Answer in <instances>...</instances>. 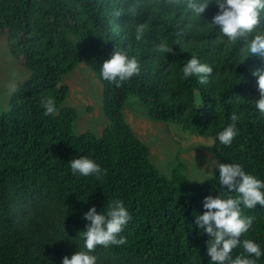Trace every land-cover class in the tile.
<instances>
[{
  "label": "trees",
  "instance_id": "obj_1",
  "mask_svg": "<svg viewBox=\"0 0 264 264\" xmlns=\"http://www.w3.org/2000/svg\"><path fill=\"white\" fill-rule=\"evenodd\" d=\"M218 10L213 0L197 19L184 0H0V34L31 72L0 113V264H62L82 244L78 232L89 222L83 212L93 204L100 211L117 197L132 213L126 243L98 245L97 264H210L208 235L192 221L205 210L206 195L235 193H225L218 167L194 183L184 163L170 175L162 172L125 109L135 96L151 120L212 137L218 162L241 163L264 178V117L252 100L260 97L254 71L264 68V58L250 54L241 61L243 39L228 41L209 26ZM139 25L144 35L137 40ZM165 44L171 51L162 50ZM115 45L141 63V72L121 85L99 71ZM192 54L213 65L207 84L181 79ZM83 61L103 86L110 124L100 135L76 133L78 110L63 106L70 93L63 77ZM47 96L56 98L55 114L44 113ZM234 111L239 132L225 145L218 132ZM79 155L100 163L104 175L73 174L69 159ZM243 214L255 219L241 239L264 247V206L243 208ZM240 252L242 246L233 249Z\"/></svg>",
  "mask_w": 264,
  "mask_h": 264
},
{
  "label": "clouds",
  "instance_id": "obj_2",
  "mask_svg": "<svg viewBox=\"0 0 264 264\" xmlns=\"http://www.w3.org/2000/svg\"><path fill=\"white\" fill-rule=\"evenodd\" d=\"M218 11L209 21L228 41L236 42L243 39L242 51L245 55L258 54L264 58V0H214ZM213 0H184L190 14L199 19L205 18L203 13ZM144 26L136 29L135 38L142 39ZM166 44L162 50L171 51ZM102 78L106 81L121 85L141 72L140 60L123 48L115 45L111 55L105 58L99 68ZM214 67L203 62L199 56L192 54L191 58L182 65L181 79L196 77L201 84H207L213 77ZM254 75L258 78L259 99H252L257 114L264 117V68H257ZM244 77L241 75V79ZM13 88L15 85H12ZM45 115L55 114L58 111L55 96L44 97L41 101ZM231 123L218 132V140L225 145H231L238 134L237 122L240 115L232 112ZM73 174L78 176L104 175L100 163L87 155L74 156L69 159ZM219 182L225 193L208 194L203 198L202 212L195 213L192 226H198L200 233L208 235L207 253L210 264H257V258L264 256V247L251 238L241 239L242 235L252 227L254 217L244 215L243 208H254L258 204L264 206V178L247 171L238 162H218ZM89 221L85 228L78 233L82 244L78 242V250L70 256L65 255L62 264H97L94 250L98 245L108 247L126 243L123 230L132 219L125 201L119 197L110 199L100 211L93 204L83 212ZM242 246L243 252L233 255V249Z\"/></svg>",
  "mask_w": 264,
  "mask_h": 264
},
{
  "label": "rangeland",
  "instance_id": "obj_3",
  "mask_svg": "<svg viewBox=\"0 0 264 264\" xmlns=\"http://www.w3.org/2000/svg\"><path fill=\"white\" fill-rule=\"evenodd\" d=\"M30 75L21 59L11 53L7 36L0 34V113L9 110L12 94ZM63 80L70 87L63 106L78 110L74 131H92L100 135L110 124L103 110L100 80L85 61L66 74ZM125 114L137 135L151 148L152 161L162 172L170 175L179 163H184L187 166L185 173L192 183L205 181L214 174L218 160L212 153V137L192 134L176 123L151 120L135 96H130Z\"/></svg>",
  "mask_w": 264,
  "mask_h": 264
}]
</instances>
